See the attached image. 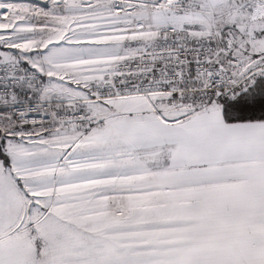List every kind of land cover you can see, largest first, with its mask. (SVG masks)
<instances>
[{"label": "snow or ice", "instance_id": "snow-or-ice-1", "mask_svg": "<svg viewBox=\"0 0 264 264\" xmlns=\"http://www.w3.org/2000/svg\"><path fill=\"white\" fill-rule=\"evenodd\" d=\"M0 264H264V0H0Z\"/></svg>", "mask_w": 264, "mask_h": 264}]
</instances>
